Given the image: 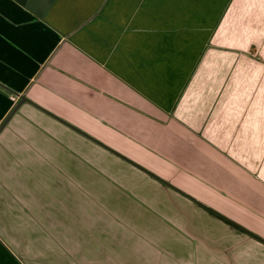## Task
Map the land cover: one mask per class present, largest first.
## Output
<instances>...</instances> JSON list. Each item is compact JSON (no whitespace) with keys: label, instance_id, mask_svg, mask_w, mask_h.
<instances>
[{"label":"crops","instance_id":"1","mask_svg":"<svg viewBox=\"0 0 264 264\" xmlns=\"http://www.w3.org/2000/svg\"><path fill=\"white\" fill-rule=\"evenodd\" d=\"M135 1L0 0V264H264V0Z\"/></svg>","mask_w":264,"mask_h":264},{"label":"rangeland","instance_id":"2","mask_svg":"<svg viewBox=\"0 0 264 264\" xmlns=\"http://www.w3.org/2000/svg\"><path fill=\"white\" fill-rule=\"evenodd\" d=\"M139 2V0H136L135 3ZM199 6V5H198ZM70 142L72 143H75V141L73 140H70ZM80 154H77L76 157H78L77 159H81L82 161L85 160V162H88V164H93V168L95 169H98L99 170V175L96 172H93V171H88V172H82V171H78L75 172V171H69V172H65V171H59V170H54L50 173L53 174V181L54 183L56 184V186H54L53 190H55V193L57 194L59 191H67L68 189L63 187L64 185H57V183H61L63 184L65 181L64 180H72V179H77L79 178V180H81L80 178V174L81 172L84 174V178H92L93 176V173H96L98 176V178L102 179V185L101 186H98L97 184H94V188H92V185H91V182L90 183H85L88 187L87 189L91 190L94 194H97L98 190L102 191V193H106L105 191L108 190V191H112L113 188H109L104 186V181L103 180H110L113 182V184H117L118 185V191H117V194H118V197H120L122 194H129V197L131 198H134L132 203L128 204L127 206H131V210H132V215L134 216L132 218V222L134 223H139L140 220H142V217L147 215L146 213V209L150 210L149 208L151 207H146L144 205H142L141 203V199H140V190L141 188H143V179L141 177V174L139 173H136V171L134 172H130V171H126L125 169H122L120 168H117L118 165L114 163V161L110 160L106 154H104L103 152H99V151H92V150H87V149H83L80 150L79 152ZM80 163V161H79ZM92 168V167H91ZM117 168V169H116ZM28 174H32V176L34 175V172H26ZM39 173V172H37ZM45 173H49V172H44V175ZM88 174V175H87ZM49 176L47 175V178ZM85 182H87V179H84ZM83 181V180H81ZM93 184V183H92ZM77 187H71L69 188V195L71 198L74 199V196H76L75 194H77L76 191ZM79 189L83 190L84 191V188H81L79 187ZM87 193V192H86ZM108 194V192L106 193ZM87 196V195H86ZM70 200V199H69ZM78 202L77 204L73 201V203H69V210L70 211H73V212H78V213H82L83 216H84V220L85 222L87 223H90L92 224L93 222V219L91 218L92 216V212H93V206H92V201L91 199L88 200V198H85L83 201L79 199H76ZM88 200V202L86 201ZM71 201V200H70ZM118 201H120V203H118V207L119 205L120 206H123L124 207V201H121V198L118 199ZM131 201V199H130ZM72 202V201H71ZM151 205V203H150ZM144 206V207H143ZM79 209H78V208ZM74 208L78 209V210H74ZM152 209V208H151ZM96 210V208H95ZM119 213H117L118 215L120 214L121 215V212L120 210H118ZM75 216L76 214L73 213ZM81 214V216H82ZM90 219L92 221H90ZM119 221H121L118 217ZM128 223H130V221H127ZM123 225L125 223H122ZM93 226H94V223H93ZM127 228L129 229V234L131 236H133V238H135L134 236H137L139 239H138V242H143L145 240V242H148V246L150 247V251L152 250H158L160 251L158 248H159V244H160V236H159V240H156L155 236H151V237H145L142 235L140 236L139 235V232H138V228L136 226H132L130 227V225L126 224ZM128 232V231H127ZM132 233V234H131ZM118 234V233H117ZM144 238V240H143ZM154 239V240H153ZM133 243H134V248H138L139 247V244L136 243L135 239L133 240ZM120 246V245H119ZM117 248V250L122 247V246H125L124 243H122V245ZM137 252H135L133 250V257L136 256L138 260H141L140 259V254H146V250L144 249V247L142 246V249L141 250H136ZM161 252V251H160ZM120 253V252H119ZM121 253H124L123 252V249L121 250ZM137 253V254H136ZM131 255V256H132ZM148 257V256H147ZM122 258V257H121ZM144 259V258H143ZM142 259V260H143ZM171 261V260H170ZM215 264H219V262H214ZM224 264H226V262H224Z\"/></svg>","mask_w":264,"mask_h":264},{"label":"water","instance_id":"3","mask_svg":"<svg viewBox=\"0 0 264 264\" xmlns=\"http://www.w3.org/2000/svg\"><path fill=\"white\" fill-rule=\"evenodd\" d=\"M21 99H24L23 96H21Z\"/></svg>","mask_w":264,"mask_h":264}]
</instances>
